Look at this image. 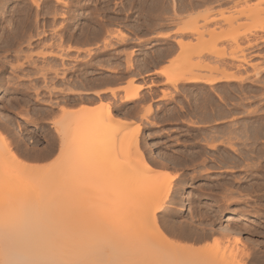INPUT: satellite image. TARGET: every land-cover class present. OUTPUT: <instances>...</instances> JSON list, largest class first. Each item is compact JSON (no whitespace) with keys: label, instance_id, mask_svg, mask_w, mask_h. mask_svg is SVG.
<instances>
[{"label":"rangeland","instance_id":"374dc122","mask_svg":"<svg viewBox=\"0 0 264 264\" xmlns=\"http://www.w3.org/2000/svg\"><path fill=\"white\" fill-rule=\"evenodd\" d=\"M61 1L67 5L57 0H46L45 5L37 8L36 0H0V110L14 125V130L0 125V134H4L7 141H10L11 149L27 162L23 165L11 158L6 145L4 146L6 143H0V233L10 235L6 236L7 240H18L20 243L65 240L66 236L87 232L93 226L98 227L100 234L108 232V227L112 233L114 228L117 229L124 223L122 214L127 213L123 212L124 209L127 210L124 207L128 203L132 204L129 200L125 203L126 198L131 197L129 191L149 189L157 183L158 178L172 187L171 194L164 200L163 208L170 211L175 223L170 227L161 222L163 233L170 244L177 248L188 247L193 252L215 250L219 252H214L218 256L228 249L223 246L225 244H220L221 248L216 245L217 248L213 237L199 238L197 233L204 235L208 222L220 219L218 226L229 224L242 231V244L244 242L250 252L258 249L264 238V194L263 191L255 193L253 190L252 193L251 189L245 187L262 179L264 172L252 173L245 164L248 159L247 164L251 162L252 165L254 161L260 164L264 159V152L259 153L263 156L261 161L258 150L252 151L251 140L241 151L238 146L244 145V140L235 137L234 133H227L231 129L235 133L242 129L241 121L248 117L264 116V0ZM192 4L195 6H190ZM47 5H51V10H48L50 7ZM189 6L194 8L189 9ZM189 14L198 16L196 20L199 29L205 31V43L198 33L180 32ZM133 19L138 20L137 23L141 26L137 30L129 26L134 23ZM88 21L92 23L90 26ZM99 24L104 30V33L103 30L101 32L103 38L96 46L85 47V43H81L82 38H78L83 34L86 38L87 32L90 33L88 28H101ZM118 30L127 33L128 36H124L126 40ZM142 31L158 34L159 37L172 33L181 36L175 40L177 55L163 68L168 73L192 49L195 53L189 55L190 63L183 64L173 75L157 73L160 76L152 82L161 84L155 86L156 92L150 103H147V98L142 101L140 118L122 125L117 138L108 141L101 149L98 147L100 134L95 131L98 119L88 124L83 118L79 119L77 129L73 128L75 133L71 143L67 141L70 146L65 145L54 117L52 131L46 132L47 123L44 119L48 117H43L44 111L48 110L46 107H54L51 103L56 102L55 99L57 103L60 102L58 94L66 93L64 86L58 85L59 80H66L80 65L86 71L87 60L106 55V51L110 47L114 48L115 44L129 45L130 33L141 36ZM210 31L215 33L212 34L214 38ZM218 32L223 33H219L222 37L217 36ZM253 34L262 38L259 46L254 49L247 46L248 40L253 42ZM236 35L239 37L235 38ZM138 39V42H133L134 45L141 43V38ZM235 39L242 48L237 52V58L244 59V63L232 57ZM213 41L216 49L214 46L204 51L200 50L202 46L198 48L199 44L211 45ZM184 42L187 43L185 47L182 46ZM167 44L166 41H155L151 45L161 51L166 50ZM147 48L150 50V47ZM216 50L221 53L223 51L225 55L219 57L220 52L217 53ZM135 52V49L127 52L126 63L129 68L134 67ZM52 58L55 59V65ZM109 66L118 68L117 65ZM227 67V72L247 79L241 82L219 81L215 84L177 82L178 78L191 73L222 75ZM256 70H260L259 75L255 74ZM131 81L135 83L137 79L132 78ZM259 82L263 83L260 85ZM219 89H223V92ZM204 91L209 92V96L203 95L206 94ZM218 92L219 95L222 94L220 97ZM204 96L209 98L205 99L207 97ZM204 101H210V105L207 103L208 109L203 110L201 105ZM219 102L225 108L227 106L226 109L234 108L236 113L233 112V116L217 115L214 105L220 104ZM103 113L106 114V111ZM114 114H119V111ZM137 131L139 136L133 142L124 136ZM213 134L215 139L211 138ZM53 139L58 145L57 153L54 151L50 158L33 156L44 151L42 149H46ZM151 142L155 143L157 150L171 157L175 164L167 166L157 160L151 154L149 146L147 147ZM229 142H234L237 151L227 147ZM259 143L264 144V138ZM225 153L244 159H240L242 166L231 162H228L229 165L222 163L221 156L225 157ZM142 156L146 157L142 159ZM237 177L240 183L235 180ZM243 189L249 192L244 193ZM133 202L135 203L134 199ZM135 205L137 206L132 204L131 209H135ZM161 212L158 213L160 218ZM231 213H251L255 217L251 221L233 223L227 220ZM184 226L195 232L193 237L183 235ZM230 236L227 239L234 240V236ZM263 251L261 252L264 253ZM234 252L238 260L242 247ZM132 261L134 264L135 261Z\"/></svg>","mask_w":264,"mask_h":264},{"label":"bare ground","instance_id":"6f19581e","mask_svg":"<svg viewBox=\"0 0 264 264\" xmlns=\"http://www.w3.org/2000/svg\"><path fill=\"white\" fill-rule=\"evenodd\" d=\"M46 0H36V3H35V6L37 8H40L43 5H45ZM58 2H62L64 5H67L66 2L64 1H61V0H57ZM241 1V0H240ZM53 2V1H52ZM193 3V2H192ZM47 4V3H46ZM190 4V3H189ZM49 5V4H48ZM47 5V6H48ZM177 5V4H176ZM166 6V5H164ZM188 6V4L186 5ZM190 6H195V5H190ZM188 7L189 9L190 8H194V7ZM50 7V9L48 8V10H51V5L48 6ZM160 8V7H159ZM45 9V8H44ZM46 10V9H45ZM54 10V9H53ZM162 10V9H161ZM174 11H175V8H174ZM51 13V11H50ZM176 13V12H175ZM56 14V13H55ZM63 15V14H62ZM180 15V14H179ZM176 16V15H175ZM197 15H195V17L193 16V14H189L188 17H186L185 19V24L180 28V32L181 33H186V32H189V33H198L199 36L203 37L204 36V29L200 31L199 29V25L197 23ZM177 17V16H176ZM179 17V16H178ZM197 19V20H196ZM91 21V20H90ZM89 22V21H88ZM87 23V22H86ZM85 23V24H86ZM84 24V23H83ZM90 24H92L91 22H89V26ZM136 24V23H135ZM14 26V24H13ZM99 26L101 27V24H99ZM85 27V26H83ZM95 27H96V24H95ZM98 28V27H97ZM90 29V33L87 32V35H86V38L82 35V37H79V39L82 38V42H84L85 40L84 39H87L88 38V35L89 34H92L91 36V39L92 37L94 38H97V36L99 37V35L101 34L102 32V27L101 28H94L92 26V28H88ZM8 30V29H7ZM132 30V29H131ZM11 31V30H10ZM18 31V30H17ZM22 31V30H20ZM86 28L84 29V33L86 32ZM89 31V30H88ZM104 31V30H103ZM118 32H120L122 35V38L125 39L127 35V33L123 32V30H118ZM211 32V36H213L214 34L212 33L213 31H210ZM21 34V32H19ZM24 33V32H23ZM26 33V32H25ZM44 33V32H43ZM209 33V31H208ZM219 33H222V32H218V37H220L222 34L219 35ZM12 34V33H11ZM18 34V35H20ZM86 34V33H85ZM213 34V35H212ZM94 35V36H93ZM125 36V37H124ZM164 37L168 36L167 35H162ZM216 36V37H217ZM5 37V36H4ZM15 37V36H14ZM77 37V36H76ZM215 37V38H216ZM217 37V38H218ZM222 37V36H221ZM236 37H239L238 35L235 36ZM255 34H253V42L252 40H248L249 43L247 46L249 47H252L254 49V47H257L259 46V41H261V37L259 38L258 36L256 38ZM19 38V37H17ZM90 38V36H89ZM214 38V36H213ZM127 39V38H126ZM125 39V40H126ZM201 39V38H200ZM123 40V39H122ZM204 37H203V40L202 42H204ZM255 40V41H254ZM264 40V38L262 39ZM89 41V39H87V42ZM91 41V40H90ZM93 41V39H92ZM180 41V40H179ZM178 41V42H179ZM11 42V41H10ZM183 42V41H182ZM187 42V41H186ZM184 42L182 43L183 45L182 46H186L187 43L189 42ZM217 42V40H216ZM215 42V43H216ZM9 43V42H7ZM205 43V42H204ZM235 49L234 51L232 52L234 55L232 56L233 58H237V52L240 51L242 48H241V45L238 43V41L235 39ZM261 44V43H260ZM197 45V44H196ZM200 45V46H199ZM197 45L198 48H200L202 46V48H200V50H205V49H208V48H211L214 46L215 48V45H214V41L213 43H211V45H201L199 44ZM262 47V46H261ZM213 48V49H214ZM171 49V48H170ZM169 49V51H170ZM196 48H194L195 50ZM216 49V48H215ZM260 49V48H259ZM164 50V49H163ZM162 50V51H163ZM167 50V49H166ZM172 50V49H171ZM193 50V49H192ZM192 50L190 52H188L186 54V56L184 58H182L180 60V64H176V67H174L172 69V71L170 73H168V71L166 69H163L161 70V73L163 74H170V75H173L175 72H177L179 70V68L185 64V63H190V56L192 54H194L195 52ZM168 51V50H167ZM259 51V50H258ZM217 52V50H216ZM220 52V50L218 51ZM217 52V53H218ZM114 53V52H113ZM162 53V52H161ZM164 53H168V52H165ZM216 53V54H217ZM20 54V53H19ZM133 55V52L131 53ZM61 55V54H60ZM92 55V54H90ZM163 55V54H162ZM161 55V57H162ZM190 55V56H189ZM225 54L224 52L222 51V53L220 52V55L219 57H223ZM20 56V55H19ZM64 55H62L63 57ZM93 56V55H92ZM91 56V58H92ZM189 56V57H188ZM131 57V56H130ZM95 58V57H94ZM92 58V59H94ZM101 59V58H100ZM105 59V58H104ZM111 59V58H110ZM114 59V58H113ZM240 62H246L244 59H241V58H237ZM52 61L55 60V59H51ZM91 60V59H90ZM95 60V59H94ZM103 60V59H102ZM102 60H100L101 62H103ZM87 60V63L86 65L87 66H92L91 65V62H94V61H89ZM110 61V60H109ZM108 61V62H109ZM54 62V61H53ZM60 62V61H59ZM58 62V63H59ZM63 62V61H62ZM99 62V61H98ZM99 62V65H101V67L104 65ZM130 62V61H129ZM57 63V62H56ZM57 63V64H58ZM64 63V62H63ZM101 63V64H100ZM105 63V62H104ZM239 63V62H238ZM53 64V63H52ZM65 64V63H64ZM85 64V63H84ZM98 64V63H97ZM193 64V63H192ZM237 64V63H236ZM241 64V63H240ZM54 65H55V62H54ZM83 65V64H82ZM95 65V64H94ZM93 65V66H94ZM109 65V64H108ZM144 65V64H143ZM4 66V65H3ZM2 66V67H3ZM53 66V65H52ZM59 66V65H58ZM74 66V65H73ZM106 66V65H105ZM221 66V65H220ZM219 66V67H220ZM107 67V66H106ZM110 67V66H108ZM133 67V66H132ZM224 67V66H223ZM1 68V67H0ZM53 68V67H52ZM60 68V67H59ZM58 68V69H59ZM112 68V66H111ZM114 68V67H113ZM222 68V67H221ZM62 69V68H61ZM94 69V67L92 68ZM91 69V70H92ZM107 69V68H106ZM224 69V68H222ZM227 68H225V70L222 71V75H215V74H210V75H207V76H204L202 74H196V73H191V74H187L185 75L184 77H180L177 79V82L179 81H184V82H187V83H199V82H203V83H207V84H215L216 82H219V81H231V80H237L239 82L241 81H245L246 79L242 76H236L232 73H229L226 71ZM57 70V69H56ZM237 70V69H236ZM30 71V70H29ZM40 71V70H39ZM59 71V70H58ZM64 71V70H63ZM90 71V70H89ZM88 71V72H89ZM263 71V70H262ZM67 72V71H66ZM81 72V71H80ZM79 72V73H80ZM91 72V71H90ZM237 72V71H236ZM243 72V71H242ZM62 73V72H61ZM93 73V72H92ZM85 75L87 73H84ZM83 74V75H84ZM255 74L256 75H259L260 74V70H256L255 71ZM73 75V74H72ZM90 75V74H88ZM87 75V76H88ZM64 76V75H63ZM264 78V77H263ZM66 79V78H65ZM80 79V78H79ZM90 79V78H89ZM245 79V80H244ZM70 80V79H69ZM259 80V79H257ZM262 80V79H261ZM260 80V81H261ZM76 81V80H75ZM85 81V80H84ZM86 82V81H85ZM85 82H81L83 84H85ZM253 82V80H252ZM256 82V81H255ZM264 82V81H263ZM262 82V83H263ZM62 83V82H61ZM88 84V82H86ZM257 83V82H256ZM255 83V84H256ZM260 83V82H259ZM260 83V85L262 84ZM81 84V85H83ZM87 84L85 85L87 87ZM132 84H134V81H132ZM77 86V85H76ZM243 87V86H242ZM68 88V87H67ZM234 88V87H233ZM142 89V87H139L138 85L136 86L135 84L132 85V88L128 89L127 90V97L126 99H136L138 98L139 96V92L140 90ZM225 89V88H223ZM223 89H219L220 91L223 92ZM241 89V88H240ZM257 89V88H256ZM70 90V88H69ZM217 90V91H219ZM236 90V89H235ZM73 91V89H72ZM224 91H227L224 90ZM237 91V90H236ZM205 92V91H204ZM203 92V93H204ZM221 92V93H222ZM206 94H203V95H207L208 93L205 92ZM115 94V92H114ZM218 94V97H220L221 95L220 92L217 93ZM244 95V94H243ZM75 96H78V95H75ZM209 96V95H207ZM207 96H204L207 97ZM81 97V96H80ZM210 97L212 98L213 96H211V93H210ZM244 97V96H243ZM246 97V96H245ZM67 98V97H66ZM83 98V99H81ZM80 99L77 98V97H72V98H68V100H66V102H64L63 104H59L60 105V108H59V113L57 116H55V122H56V125L58 126L57 129H58V132L61 134L62 136V139L66 142L65 145L67 146H70L69 143H71L72 141V138L74 136L73 132L74 129H77L76 126H77V122L79 119L83 118L85 120V123L88 124V123H92L93 121L97 120V124H96V130L97 131L96 133L99 135L100 134V141H99V144H98V147L102 148L105 146V144L108 143V141H110L111 139H113L115 137V139L117 138L116 136L119 135V132H121V127L122 125H126V120L121 116V115H118V114H114V111L112 109V105L111 103H105V104H101L99 106H96V107H89L88 105H84V106H81L80 109H75L74 107L72 108L71 106H68L66 105L67 103H71V105L73 104H77L78 102L80 101H83V100H86L84 97H81ZM203 98V99H204ZM209 97L205 98V99H208ZM210 98V100H211ZM223 98V97H221ZM220 98V99H221ZM202 99V100H203ZM214 99V98H213ZM224 99V98H223ZM221 99V100H223ZM212 101V100H211ZM215 101V99H214ZM243 101V100H242ZM50 102V101H49ZM210 101L208 102H203V105L202 106V109H206L207 108V103L209 104ZM223 102V101H222ZM238 102V101H237ZM202 103V102H201ZM215 103V102H214ZM220 103V102H219ZM52 104V103H51ZM53 105V104H52ZM58 105V104H57ZM210 105V104H209ZM226 105V104H225ZM228 105V103H227ZM230 105V104H229ZM214 112H216L217 115H220L221 117L222 116H229V115H232L233 112H235L234 108H231L229 107V109H226L224 105H221V104H218L216 103V105H214ZM56 107V106H55ZM233 107V106H232ZM237 107V106H236ZM245 107V106H243ZM54 108V107H53ZM151 108V107H150ZM176 108V106H175ZM246 108V107H245ZM208 109V108H207ZM236 109H239V108H236ZM42 110V109H41ZM43 110H46V109H43ZM152 110V109H151ZM150 110V111H151ZM179 110V109H178ZM106 111V114H104L103 112ZM43 113V111H41ZM157 112V111H156ZM239 112V110H238ZM254 112V111H253ZM251 112V113H253ZM55 113V114H54ZM208 113V112H207ZM236 113V112H235ZM244 113V112H243ZM249 113V112H247ZM56 115V111H54L53 109L43 113V117L46 118V116H50V115ZM104 114V115H103ZM239 114V113H238ZM241 114V113H240ZM259 114V113H258ZM262 114V113H261ZM208 115V114H207ZM206 115V116H207ZM235 115V114H234ZM249 115V114H248ZM254 115V114H253ZM233 116V115H232ZM238 116V115H237ZM42 117V118H43ZM219 117V116H218ZM153 120H156V119H153ZM160 120V119H159ZM240 121V120H239ZM159 122V121H158ZM83 123V122H82ZM152 124V123H151ZM157 125V123H155ZM238 124V123H236ZM0 125H3L4 128H7L9 130H14L13 127L14 125H12L11 123V120L8 118V116L2 111L0 110ZM240 125V123H239ZM1 127V126H0ZM45 127V126H44ZM239 127V126H238ZM237 127V128H238ZM241 127L242 129L238 128V132H232V129L231 131H227L228 135H231V134H235V137L239 138L240 137L242 138L243 141V144L242 146H238V149H240L241 151L244 150V147L245 145L248 146V141L251 140L253 144L251 147L249 146V148L252 149V151H255V149L258 150V153L259 154L261 151V153L264 152V144H260V140H262V138H264V116L261 115V116H254L252 118H247V119H244L243 121H241ZM12 128V129H11ZM16 129V128H15ZM17 130V129H16ZM221 130V129H220ZM226 130V129H225ZM236 130V129H235ZM234 131V130H233ZM9 132V131H8ZM18 132V131H16ZM222 132V131H221ZM224 132V130H223ZM13 133V132H12ZM132 133V134H131ZM131 133H126L124 136L125 138L128 137L130 142H133L137 139V137L139 136V131H137L135 134L133 132ZM216 133V132H215ZM214 133V134H215ZM53 134V133H52ZM213 134V136L211 137L212 139L214 138L215 139V135ZM4 135V134H3ZM2 134H0V143L4 142L6 144H4V146L7 148L9 154H10V157L17 160L18 162H20L21 164L23 165H26L25 163H27L26 161H24V159H22L15 151H13L11 149V146L9 144V142L7 141V139L3 136ZM72 135V137H71ZM218 135V134H217ZM223 135V134H222ZM221 135V136H222ZM50 136V135H49ZM225 136V135H224ZM223 136V137H224ZM234 136V135H233ZM71 137V138H70ZM103 137V139H102ZM146 137V135H145ZM219 137V136H218ZM53 138V137H52ZM51 138V139H52ZM70 138V139H69ZM226 138H227V135H226ZM230 138V141H231V136L229 137ZM233 138V137H232ZM102 139V140H101ZM122 139V138H121ZM2 140V141H1ZM31 140V138H30ZM29 140V141H30ZM71 140V141H70ZM114 140V139H113ZM234 140V138H233ZM238 140V139H237ZM32 141H34L32 139ZM67 141L69 142L67 144ZM112 141V140H111ZM239 141V140H238ZM51 142V141H50ZM49 142V143H50ZM55 139L52 140V142L50 144H47V148L45 149V147L42 149L44 151H41L40 153L38 152V154L36 153L35 155H33L34 157H37V158H50V156H52V154L54 153L55 151V148L57 147L56 143H55ZM245 142V143H244ZM234 143V142H233ZM232 142H229L227 147H229V149H233V150H236L237 149L235 148V145L233 144ZM236 143V141H235ZM238 143V142H237ZM263 143V142H262ZM223 144V143H222ZM12 145V144H11ZM64 147L66 148L67 146ZM213 146H216L214 144H212ZM211 145V146H212ZM225 145V146H226ZM149 146L150 148V152L151 154L157 158V160H159L162 164L164 165H167V166H171V165H174L175 164V161L169 157V156H166L165 154H163L162 152H160L159 150L156 149V145L154 142H151L149 145H147V147ZM100 148V149H101ZM220 148V147H219ZM6 150V149H5ZM23 150V149H22ZM25 150V149H24ZM31 150V149H30ZM116 150V149H115ZM247 150V149H246ZM250 150V149H249ZM227 151V149H226ZM23 152V151H22ZM21 152V153H22ZM246 152V151H245ZM257 152V151H256ZM27 153V151H26ZM29 153V152H28ZM241 153V152H240ZM252 153V152H251ZM254 153V152H253ZM247 154V152H246ZM250 154V151L249 153ZM256 154V155H257ZM25 155V154H24ZM32 155V154H31ZM30 155V156H31ZM237 155V154H236ZM241 155V154H240ZM255 155V156H256ZM264 155V153H263ZM29 156V155H28ZM221 156V155H220ZM224 156V155H223ZM221 156L223 159L221 161L222 163H226L228 164V162L232 163V164H235L236 166L237 165H241V163H243L242 161H240L239 157L237 156H234V155H231V154H228L226 155L225 153V157ZM244 156V155H243ZM248 156V155H246ZM260 156V154L258 155ZM143 157H146V156H142V159ZM249 157V156H248ZM246 157V158H248ZM251 157V156H250ZM254 157V156H253ZM261 157V161H262V157L263 156H260ZM31 158V157H30ZM111 158V157H110ZM109 158V159H110ZM245 158V157H244ZM108 159V160H109ZM257 159H259L257 157ZM219 161V162H220ZM249 161V159H248ZM247 161V163H248ZM254 161V160H253ZM252 161V162H253ZM258 161V160H257ZM264 161V159H263ZM261 162L260 164L258 162H255L251 164H245L246 166H249L248 167V170L250 172H256V171H262L264 172V162ZM221 163V164H222ZM229 165V164H228ZM223 166V165H222ZM227 166V165H226ZM233 166V165H232ZM234 167V166H233ZM243 168H246L243 166ZM247 169V168H246ZM247 170V171H248ZM151 173V172H150ZM156 173V172H155ZM247 174V172H245ZM153 174V173H151ZM150 174V176H151ZM232 174V173H231ZM245 174V175H246ZM251 174V173H249ZM256 174V173H255ZM158 175H160L158 173ZM157 175V176H158ZM258 175V174H257ZM156 176V174H155ZM248 176V175H247ZM263 176V174H262ZM243 176H240V178L242 179ZM159 178L161 179V175L159 176ZM244 178V177H243ZM249 178V177H247ZM261 178V177H260ZM235 179V178H234ZM57 180V179H56ZM163 180V179H162ZM232 180V179H230ZM236 181H239L238 180V177L237 179H235ZM243 180V179H242ZM245 180V178H244ZM250 180V179H249ZM62 181L61 183H63V180H60ZM65 181V179H64ZM67 181V180H66ZM224 182V181H223ZM228 182V180H227ZM241 181H239L240 183ZM60 183V182H59ZM67 183V182H66ZM234 183H237V182H234ZM232 184V183H231ZM247 184V183H246ZM249 184V183H248ZM253 184V185H252ZM251 186H248V187H245V188H249L251 189V192L252 190L255 192V191H263V194H264V176L262 177V179H258L256 180L254 183H252ZM226 185V184H225ZM239 185V184H237ZM250 185V184H249ZM228 186V185H227ZM247 186V185H246ZM224 187V186H223ZM222 187V188H223ZM226 187V186H225ZM237 188V187H236ZM239 188H240V185H239ZM225 189V188H223ZM222 189V190H223ZM227 189V188H226ZM225 189V190H226ZM238 189V188H237ZM247 189H243V192L246 191ZM128 190V189H126ZM131 190V189H130ZM139 190V191H138ZM171 190H172V187H171V184H166L164 181H161L157 178V183H155L154 186H152L151 188L149 189H135L133 192L129 191L128 194L131 196L129 198L128 195H124V194H127L126 192L127 191H124L125 193L122 194L123 196H128L125 200V203L127 204L128 200L129 202H131L133 205L134 204H137L136 208L135 206L133 208L135 209H131L132 207V204H130V206L127 204L125 206V204L123 206H125L124 208H126L127 210L123 212H127L125 214H122V225H120L119 227L114 228V232H110L109 231V227L108 229H106L108 232L104 233V234H100L98 231L99 229H97L98 227L97 226H93V227H89L88 228V231L87 232H81V233H76V234H70L68 236H66L65 240H55V241H51L49 240L50 242L48 241H43V242H23V243H20L18 242V240L16 241H9L6 239V236H10V235H3L0 233V264H133V261L134 260V264H264V253H262L261 251L264 250V238L263 240L259 243V248L255 249V251H251L246 247L245 243L243 242L242 244V231L237 227V226H232V225H229V224H219V226L217 225L218 223H220V219H216V220H211L208 222L207 226V232L202 235L200 233H197L200 237H213L215 243H214V246L217 247L216 245H218L219 248H221V246L223 244V246H226V249L227 250V253L229 252V254L225 253L224 252L226 250H223L222 251V254L221 257L220 255H216L214 252L218 253V251H206V252H193V251H189L188 247H180V248H177L175 247L173 244H170L167 240H166V237L163 233V230H162V223L164 224H169L170 227L171 226H174L173 223L174 222V219H173V216L170 215V211L169 210H166L164 209L163 205H164V200L171 194ZM233 192V190H230ZM238 192H241V191H238ZM247 192V191H246ZM249 192V191H248ZM247 192V193H248ZM237 193V192H236ZM245 193V192H244ZM253 193V192H252ZM256 193V192H255ZM254 193V194H255ZM262 194V193H261ZM262 194V195H263ZM242 195V194H241ZM123 197V199L125 198ZM135 201V203L133 202V199ZM245 197V196H244ZM250 197V196H249ZM248 197V198H249ZM122 198V197H121ZM251 198V197H250ZM122 199V200H123ZM131 199V200H130ZM235 199V198H234ZM245 199V198H244ZM124 201V200H123ZM127 201V202H126ZM240 201V200H239ZM242 201V200H241ZM244 202V201H243ZM249 205V204H248ZM255 205V203H254ZM253 205V206H254ZM257 205V204H256ZM260 205V204H259ZM263 205V204H262ZM264 206V205H263ZM130 207V208H129ZM129 208V210H128ZM237 209V208H236ZM165 210V211H164ZM239 210V209H237ZM129 211V212H128ZM163 211V212H161ZM122 212V213H123ZM161 212V218L160 216H158V213ZM244 213V212H243ZM236 214V213H231L229 214V217L227 220L229 221H233V223H241L242 221H251V219L253 217H255L254 214H251V213H246V214ZM258 215V214H257ZM124 217V218H123ZM125 219V221H124ZM253 220V219H252ZM168 225V226H169ZM111 229V228H110ZM112 230V229H111ZM183 235H185L187 238L188 237H193L192 235L195 234V232L190 228L188 229L187 226H184L183 228ZM262 232V231H261ZM230 235H233L234 236V240L232 239H227V237H229ZM36 236V235H34ZM197 236V235H196ZM39 237V236H38ZM185 237V238H186ZM204 237V238H205ZM231 237V236H230ZM41 239V237H39ZM191 239V238H190ZM222 244V245H220ZM242 246H241V245ZM217 247V248H218ZM239 247H242V253L241 255L238 254V257L239 259L237 260V254L234 255L237 250V248ZM225 248V247H224ZM263 249V250H261ZM264 252V251H263ZM234 253V254H233ZM228 256H227V255ZM226 255V256H225ZM225 256V257H224ZM126 261V262H125ZM132 261V262H131Z\"/></svg>","mask_w":264,"mask_h":264},{"label":"crops","instance_id":"0c3cea01","mask_svg":"<svg viewBox=\"0 0 264 264\" xmlns=\"http://www.w3.org/2000/svg\"><path fill=\"white\" fill-rule=\"evenodd\" d=\"M91 36L92 34L88 35V38H87L89 39L88 42L81 41V43H85L84 44L85 47H88L90 45L96 46L99 43L98 41L101 38H103L102 34H100L99 37L97 36V38L92 37L93 39L92 41ZM168 36H166L168 38H165L164 36H162L164 37L162 38V37H159L158 34L143 33V31H142L141 36H138L137 33H134V34L130 33L131 39L128 41L130 42L129 45L121 46V44L120 45L115 44L114 48L110 47V49L106 51L107 53L106 55L100 57L101 59L94 58L95 60H92L94 62H91V65L95 64L94 66L93 65L87 66L85 64L86 71H84L85 67H82L80 65L78 66L76 71L74 70L69 74L66 80H59L60 84L58 85H60V87L64 86L65 88L64 90L66 93L58 94V99H60V102L57 103V99H55L56 102L52 103L53 104L52 106L54 107L56 106L55 108L50 107V106L46 107L48 111L53 109L57 113L56 115H54L55 113L50 116L48 115L47 116L48 118L44 119L45 122L47 123L46 132L50 133L52 131V128H53L52 119L53 117L55 119V116L58 115L60 105L66 102L68 98H72V97L73 98L77 97L79 99L81 97H84L86 99V100L78 102L76 105L75 104L71 105L70 102L66 104V105L69 104L68 106H71L72 108L74 107L75 109H80L81 106H84L85 104L88 105L89 107H96V106H99L101 103L112 102L111 105H112L113 111L114 112L119 111L118 115H121L126 120L127 123L135 121V119L137 118H140L142 111H143L142 101L147 98L149 99L147 103H150L153 100L152 96L156 92L155 86L161 84V83H153L152 80L160 76V74H157V73L158 72L161 73V70H163L164 66L168 64L167 62L170 59H172L174 56H176L178 53V47H177V44L175 43V40L179 39L181 36L175 33H172L171 35L168 34ZM138 38H141L142 40L141 43H137L134 45L133 42H138L139 40ZM155 41H166L168 44L165 47L168 51L163 50V49H162L163 51L162 50L159 51L155 49V47L151 45ZM147 47H150V50H148ZM134 49L136 50L134 58H133L134 67L129 68L126 63L127 56H128L127 52L130 50H134ZM164 51L168 53H164ZM100 60H102L103 62H101ZM98 61L101 62L104 65V67L103 66L101 67ZM108 64L117 65L118 68L117 69L110 68L108 67L109 66ZM93 67L94 69H92ZM84 73H87V74L85 75ZM132 78L137 79V81L134 84L136 86L138 85L139 87H142V89L139 92L138 98L128 100L126 99L127 90L132 88V85H134L132 84V81H131ZM84 80L88 82V84ZM81 82L83 83L85 82V84ZM86 84H87V87L85 86ZM75 95H78V96H75ZM57 151H58V147L55 148V153H57Z\"/></svg>","mask_w":264,"mask_h":264},{"label":"flooded vegetation","instance_id":"af4514ba","mask_svg":"<svg viewBox=\"0 0 264 264\" xmlns=\"http://www.w3.org/2000/svg\"><path fill=\"white\" fill-rule=\"evenodd\" d=\"M133 20H134V23H133V22L130 23L129 26H133V27H135V29L137 30V27H139L140 24L137 23L138 20H135V19H133ZM138 22H139V21H138ZM135 23H136V24H135ZM140 27H141V26H140ZM137 32H141V31H137Z\"/></svg>","mask_w":264,"mask_h":264}]
</instances>
